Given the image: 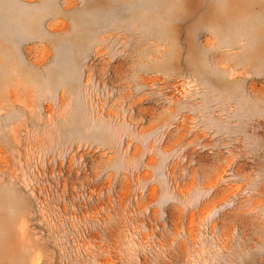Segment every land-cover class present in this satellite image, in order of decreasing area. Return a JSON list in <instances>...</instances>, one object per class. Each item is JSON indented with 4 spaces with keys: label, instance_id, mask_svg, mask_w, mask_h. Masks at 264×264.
<instances>
[{
    "label": "rangeland",
    "instance_id": "obj_1",
    "mask_svg": "<svg viewBox=\"0 0 264 264\" xmlns=\"http://www.w3.org/2000/svg\"><path fill=\"white\" fill-rule=\"evenodd\" d=\"M0 264H264V0H0Z\"/></svg>",
    "mask_w": 264,
    "mask_h": 264
}]
</instances>
